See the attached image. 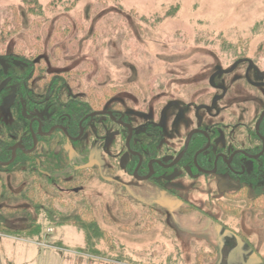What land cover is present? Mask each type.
<instances>
[{
  "label": "rangeland",
  "instance_id": "1",
  "mask_svg": "<svg viewBox=\"0 0 264 264\" xmlns=\"http://www.w3.org/2000/svg\"><path fill=\"white\" fill-rule=\"evenodd\" d=\"M23 1L0 0V28L13 8L21 23L20 32L0 45V69H20L18 59L34 54L40 36L49 72L86 70L91 88L128 90L118 100H130L135 109L146 105L150 120L160 117L168 142L177 138L165 147L180 150L194 128L229 122L241 93L235 88L228 93L222 114L221 106L211 112L189 108L190 99L211 91L203 84L225 71L229 85L239 73L238 58L254 60L264 72V0H79L71 11L66 3L47 11L53 0H39L43 11L33 16ZM14 94L9 87L0 101V117L8 123L6 108ZM259 110L249 108V121ZM144 119L138 115L133 123ZM94 133L90 128L75 147L67 145L72 164L97 158L104 170H118L115 182L87 170L81 191L58 192L64 205L47 207L40 195L42 207L36 208L19 195L25 185L7 176L10 196L0 202L3 223L18 232L41 224L42 233H0V264H264V214L245 201L230 200L239 182L225 175L191 179L178 172L168 175L166 188L136 180L127 169L130 155L112 160L122 147L117 150L112 138L104 145L106 135L101 142ZM248 196L254 194L249 190ZM224 205L239 209L237 216L224 219ZM80 211L94 229L79 230L67 221Z\"/></svg>",
  "mask_w": 264,
  "mask_h": 264
},
{
  "label": "flooded vegetation",
  "instance_id": "2",
  "mask_svg": "<svg viewBox=\"0 0 264 264\" xmlns=\"http://www.w3.org/2000/svg\"><path fill=\"white\" fill-rule=\"evenodd\" d=\"M234 69L238 70L239 73L236 74L237 77L229 85L227 84L228 74L225 71L219 72L217 75L218 79L216 78L214 83L208 82L203 84V90L211 89V91L200 95L196 101L190 99L188 103L189 108L197 111L211 112L215 107H220L228 93L235 88L241 94L236 100V109L234 113H231L229 122H224L221 119L208 126L194 128L187 134L184 145L180 150H176L172 146H164L165 144H174V140L177 138L172 136L169 139L170 142H168V137L165 135L160 117L158 116L150 120L152 114L147 115L144 112V109L147 108L146 105L144 108L137 106L135 109L133 104H129L130 100H126V103L118 100L117 97L120 94L129 92L125 90L109 96L104 109L86 116L80 123V133L77 137L67 136L62 129H59V127H63L61 125H56L45 132L43 131L44 114L41 117L32 116L30 128L34 146L32 149L26 150L22 144H16L15 146L21 145L23 147V150H16V158L18 151H22L26 155L36 151L39 147V137H50L51 135L47 134L53 129L55 130L52 135L56 131H61L68 137L69 145L74 146L73 143L77 144L78 141H73V139L78 138L82 131L83 138L85 132L89 128H92L95 131L96 138L100 139L101 142L102 137H104L103 134L106 135L107 139L103 140L104 145L112 138L117 150H119V146L122 147L121 157L119 154L115 158H112V160H120L124 155H130L131 159L127 163V169L129 175L136 180L146 181L145 178L151 176L147 181L156 183L155 185L161 188H166L169 183L168 175L174 172H178L177 175L181 174L182 176L191 177V179L199 178L201 175L207 177L225 175L240 183L239 188L234 192L246 187L254 196L264 194V72H261L254 60L248 58H238ZM243 92H248L251 95L250 99L241 96L244 95ZM191 94L189 92V98H193ZM132 96H135V94L133 93ZM255 106L258 110L260 107L261 110L256 111L254 120L249 121V108L255 109ZM247 109L248 111H246ZM226 110L227 107L224 105L218 111L222 114ZM6 112L9 113V106L6 108ZM100 113L105 114L93 116ZM138 115L146 119L141 124H134L133 118H136ZM98 118H102L104 121H99L97 120ZM84 121L89 122L87 126L83 125ZM35 123L38 124L37 132L33 128ZM63 128L66 129L65 127ZM130 128L133 131L132 135ZM192 132L196 133L193 135L185 155L176 166L169 167L185 150L186 142ZM218 140L220 146H216ZM196 141L199 148L191 154V146ZM201 156L204 157L201 158ZM90 162H98L99 165L87 170H97L96 174L104 178L103 180L111 183L115 182L112 176L118 173V170L111 168L104 170L97 158H90L85 164L76 167L80 168ZM1 164L2 162H0ZM175 180L177 179L173 181ZM114 185L119 187L118 183ZM80 187L75 189V191H81L80 189L82 188ZM156 204L167 208L160 201L156 202Z\"/></svg>",
  "mask_w": 264,
  "mask_h": 264
},
{
  "label": "trees",
  "instance_id": "3",
  "mask_svg": "<svg viewBox=\"0 0 264 264\" xmlns=\"http://www.w3.org/2000/svg\"><path fill=\"white\" fill-rule=\"evenodd\" d=\"M78 1L53 0L46 10L49 11L59 4L66 3L65 10L71 11ZM23 4L29 15L33 16L43 11L39 0H24ZM12 11L14 12L12 18H8L0 28V45L20 32L19 14L16 8H13ZM176 12L177 8L175 7L172 12L168 13V16H172ZM36 43V51L33 55L18 59L22 63L20 69L8 73L0 70V101L7 97L9 87L15 88L13 101L9 105L11 122L8 123L0 118V162L2 163L11 160L12 148L16 144H22L26 150L33 148L34 142L30 128L32 116L41 117L44 114L43 131L45 132L56 125H61L67 129L69 137H77L83 119L93 112L104 109L109 96L118 91L115 88L89 87L85 83L86 70L49 72L48 62L41 54L40 36H36ZM88 123L84 121L83 125L87 126ZM33 128L37 132L38 124L35 123ZM38 140L39 147L32 154L26 155L22 151H18L13 164L0 165V202L10 196L7 181L9 175L13 177L17 185L18 183L25 185L19 195L30 200L36 208L42 207L41 200L37 199L38 196H46L47 207L55 208V202L63 203L62 197L58 196L60 190L78 189L79 184L85 181L88 171L79 170L72 164L70 152L67 149L69 140L63 132L56 131L50 137H39ZM73 144L74 147L77 145ZM198 148L196 141L192 144L190 153L192 154ZM248 191V188L243 187L229 196L232 197L230 200L245 201L246 207L259 210L264 214V195L257 194L250 198ZM222 208L224 219L228 215L236 217V214L239 213V209L238 211L237 209L231 210L225 205ZM53 214L55 212L51 210L48 215L52 217ZM84 216L85 214H81L80 211L67 221L75 224L71 226L81 227V229L78 228L79 230L88 231L90 227L94 229V224L86 226L87 221H84L86 218ZM0 233L8 235L25 233L40 236L42 226L41 224L32 225L28 229L18 232L8 228L0 216Z\"/></svg>",
  "mask_w": 264,
  "mask_h": 264
},
{
  "label": "water",
  "instance_id": "4",
  "mask_svg": "<svg viewBox=\"0 0 264 264\" xmlns=\"http://www.w3.org/2000/svg\"><path fill=\"white\" fill-rule=\"evenodd\" d=\"M104 114H105V113L94 114L93 116L104 115ZM59 129H62V130L64 131V133L68 136V132H67L66 129H64L63 127H59ZM130 129H131V128H130ZM54 130H55V129H53V130H52L49 134H47V135H52V133H53ZM132 133H133V131H132V129H131V135H132ZM195 133H196V132H192V133L189 135L188 140H187V142H186L185 150H184V151L178 156V158L174 161V163H172V165L169 166V167H174V166H176V165L181 161V159H182L183 156L185 155V153H186V151H187V149H188V147H189L190 141H191V139H192V137H193V135H194ZM82 136H83V131L81 132L80 136H79L78 138L73 139V141H79V140L82 138ZM128 145H129V144H128ZM36 147H37V143H36ZM17 149H22V150H23V147H22L21 145H17V146H15V147L13 148V158H12V160H11L10 162H8V163H2V164H1L2 166H8V165H10V164H12V163L14 162V160H15V158H16V150H17ZM26 153H27V152H26ZM96 165H99L98 162H90L89 164H87V165H85V166H82V167H80V168H78V169H79V170H87V169H91V168H93V167L96 166ZM150 177H151V176L145 178V180H146V181L149 180Z\"/></svg>",
  "mask_w": 264,
  "mask_h": 264
}]
</instances>
